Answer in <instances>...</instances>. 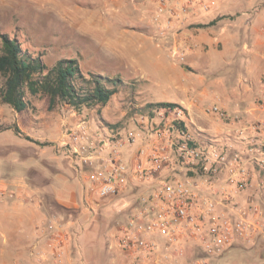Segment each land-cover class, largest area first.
I'll list each match as a JSON object with an SVG mask.
<instances>
[{
	"label": "rangeland",
	"instance_id": "1",
	"mask_svg": "<svg viewBox=\"0 0 264 264\" xmlns=\"http://www.w3.org/2000/svg\"><path fill=\"white\" fill-rule=\"evenodd\" d=\"M97 2L98 0H0V31L17 37L24 51L41 57L48 66H53L60 59H77L83 70L92 66L88 57L80 61V56L85 55L88 40L86 34L89 33L90 26L99 22L102 24L108 18L101 15L102 9L98 7ZM233 19L227 21V40H213L220 33L221 27L209 28L214 24L199 26L197 33L205 37L203 48L195 53L199 64L189 62L190 57L187 56L183 61L177 59L173 56L174 50L170 58H166L167 62L171 59V62L180 68L181 72L175 75V79L178 82L185 80V86L191 84V81H194L192 84L195 85L203 77L207 80L203 85L198 84L199 89L202 88L206 92L203 96L198 97L196 94L186 93L184 88L167 85H152L147 89L138 86L136 82L126 84L117 71L105 72L102 69L109 67L105 61L96 62V66L103 70L98 74L120 80V84L108 104L99 109L84 108L77 111L68 105L58 104L49 110L47 97L32 99L34 109L31 108L22 114L0 104V126L6 128L0 133V226L6 221L3 219L4 213H15L18 211L16 209L28 213L30 219L26 218L24 224H29L30 227L42 224L49 217H56L65 224L66 220L74 221L76 227L70 228L71 240L63 264H67V257H71L72 264H87L86 258L90 256L94 264H192L191 256L195 253L193 254L194 248L190 246H186L183 253H174L178 263L164 260L163 253L155 255L148 262L142 259L133 260L124 255L116 246L113 236L117 225L125 219L127 202L119 201L117 206V200L121 197L112 200L100 199L99 196H95V199L100 201L99 206H92L91 202L87 201L82 202L80 184H83V173L79 174L70 166L68 155L63 150L64 141L67 140L68 130L84 121L98 132L103 129L110 131L113 128L121 131L133 129L135 125L132 117L138 112L137 109L155 104V101H174L178 95L198 106V109L192 106L185 108L184 104H178L186 111L188 129L192 133L202 138L224 136L228 126L219 118V113L211 114L207 111L218 107L230 113L244 115L254 107L255 101L254 98L247 102H237L232 95H228L231 91L236 96L241 74L237 70L241 69L240 66L246 60L243 45L252 43L251 39L244 40L242 36L246 33L245 28L233 22ZM263 25L256 24L260 29ZM1 47L0 39V52ZM224 65L230 66L229 73L226 72L229 79L227 93H223L221 86L206 85L207 82L220 80L223 76L220 68ZM3 81L0 75V86ZM225 101L228 102L226 106ZM14 125L19 127L21 134L8 128ZM3 192L5 195H2ZM64 193L77 194L79 208L71 209L61 205L58 201L64 197ZM132 199L133 197L130 201ZM8 219H11V216H8ZM40 237L37 236L29 249V260L22 258V264H43L38 261L35 252ZM86 239L88 242L94 241L90 248L84 246ZM37 247L39 250L45 248L44 241ZM244 249L236 244L222 256L212 258L211 262L264 264L259 254H245ZM0 264H13L10 254L8 259L3 257L1 248ZM44 264H53L51 258Z\"/></svg>",
	"mask_w": 264,
	"mask_h": 264
},
{
	"label": "built area",
	"instance_id": "2",
	"mask_svg": "<svg viewBox=\"0 0 264 264\" xmlns=\"http://www.w3.org/2000/svg\"><path fill=\"white\" fill-rule=\"evenodd\" d=\"M153 1L156 20L168 27L185 25L195 5L210 7L206 0ZM173 54L183 61L187 51ZM207 112L219 113L224 136L192 133L180 105L137 112L130 130L98 132L85 121L68 130L64 153L91 194L107 199L138 190L113 236L127 257L148 262L163 253L178 263L174 253L190 246L192 264H212L236 244L264 243V91L244 115ZM36 230L45 243L35 246L38 261L63 264L71 240L66 224L49 217Z\"/></svg>",
	"mask_w": 264,
	"mask_h": 264
},
{
	"label": "crops",
	"instance_id": "3",
	"mask_svg": "<svg viewBox=\"0 0 264 264\" xmlns=\"http://www.w3.org/2000/svg\"><path fill=\"white\" fill-rule=\"evenodd\" d=\"M176 1L183 3L186 0ZM206 3H210L208 10L195 5L194 12L189 15L187 22L182 27H168L164 18L156 20L154 17L156 5L153 0H98V7L102 9L101 15L108 16V18L102 24L99 22L92 27L90 26L89 33L86 34L88 40L86 41L85 55L80 56V61L82 62L84 58L87 59L88 57L91 59L92 66H87L88 68L83 70L86 73L114 70L122 76L126 84L136 82L142 88L152 85L157 87L167 85L168 87L184 88L186 93L190 92L198 97L203 96L206 92L202 88L199 89L198 84L203 85V82L207 80L203 77L195 85L192 84L194 81H191V84L185 86L183 83L185 80L181 83L175 79V75L181 72L180 68L172 63L171 59L170 62H167L166 58H170L173 50H186L187 58L190 57L189 62L199 64L197 62L199 58L195 53L203 48L202 42L205 40L202 34L197 33L199 26L211 25L214 22V26L209 28L221 27V30L213 40H227V21L235 17L232 21L248 31L252 43L249 42V44L243 45L246 60L240 66L241 69L237 70L241 74L238 79L236 96L231 91L228 95H232L237 102L240 100L247 102L258 97L264 91V25L260 29L256 24L260 26L262 23L264 24V0H206ZM192 25L195 27H192ZM105 61L109 67L102 68V70L96 66V62L103 63ZM229 67V65L221 66L223 76L220 80L207 82L206 85L208 87L221 86L223 93H227L229 79L226 71L229 72ZM193 68L199 70L197 67ZM158 102L184 104L185 108L192 106L198 109V106L193 105L190 100L179 95L174 101H155V103ZM226 105H228V102L225 101ZM126 159L129 160V156ZM70 166L73 167L71 162ZM73 169L82 174L77 168L73 167ZM82 182L83 184H80L82 188L81 201L91 202L92 206L94 204L99 206L100 201L95 199V196L98 195L89 192V184L85 181L83 174ZM127 194L111 197L112 200L121 197L117 200V206L119 201L127 202L128 206L125 213L131 205L135 204L138 196ZM131 197H133L132 201H130ZM58 202L65 208H79L77 194H65ZM16 210L18 211H15V213L6 212L3 215V219H6V221L0 226V248L5 259H8L10 254L13 264H22V258L29 260V249L39 233L36 230V225L30 227L29 224H24L27 221L26 218L30 219L28 213L21 209ZM93 210L95 211V209ZM8 216H11V219H8ZM9 221L12 223L9 224ZM75 225L74 221L66 220L69 231L70 228H75ZM85 238L88 237L85 236ZM84 243L85 247H89L93 245L94 241L88 242V239H86ZM252 248L245 247L243 252L257 256L258 252ZM249 249H252V251H249ZM260 258L264 260V256H260ZM86 261L87 264H94L92 256L86 258ZM66 262L72 264L71 257H67ZM255 263L259 264L258 262Z\"/></svg>",
	"mask_w": 264,
	"mask_h": 264
},
{
	"label": "trees",
	"instance_id": "4",
	"mask_svg": "<svg viewBox=\"0 0 264 264\" xmlns=\"http://www.w3.org/2000/svg\"><path fill=\"white\" fill-rule=\"evenodd\" d=\"M213 24L214 22L211 23ZM246 32L242 37L244 40H250L248 31ZM0 39L2 42L0 75L4 80L0 86V104L10 107L18 114L34 109L32 99L40 97L49 99V110L58 104L68 105L77 111L84 108L99 109L107 105L118 91L120 80L98 73H85L77 59H60L53 66H48L41 57L24 51L17 37H11L0 31ZM166 106L178 107L179 105L161 102L149 104L137 110L146 113ZM8 128L21 134L17 125ZM4 130L6 128L0 126V133ZM137 191V189H131L127 195H135ZM263 246L264 243L260 242L252 249L258 252Z\"/></svg>",
	"mask_w": 264,
	"mask_h": 264
},
{
	"label": "flooded vegetation",
	"instance_id": "5",
	"mask_svg": "<svg viewBox=\"0 0 264 264\" xmlns=\"http://www.w3.org/2000/svg\"><path fill=\"white\" fill-rule=\"evenodd\" d=\"M259 254L264 255V246L259 249Z\"/></svg>",
	"mask_w": 264,
	"mask_h": 264
}]
</instances>
